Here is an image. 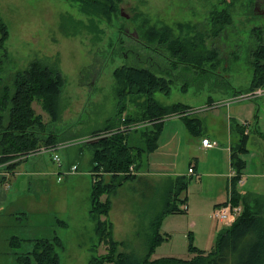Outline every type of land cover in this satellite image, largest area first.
Here are the masks:
<instances>
[{
  "label": "rangeland",
  "instance_id": "rangeland-1",
  "mask_svg": "<svg viewBox=\"0 0 264 264\" xmlns=\"http://www.w3.org/2000/svg\"><path fill=\"white\" fill-rule=\"evenodd\" d=\"M119 7L120 12L123 11L128 17L119 13L108 22L102 16L84 14L77 4L68 0H0V17L8 28V38L0 49V96L5 86L12 91L15 72L25 69L32 60H40L51 68H57L66 79L56 106V120L37 100L32 103L46 126L43 136L52 131L59 135L55 143L48 146L41 144L21 161L29 170H39L24 172L11 179L12 184L7 192L8 205L15 208L21 204L25 212L12 214L8 223L9 231H3L10 236L19 231L25 233L27 227L22 224L27 223L31 227V223H36L35 229L28 234L34 235L33 238H51L56 233L63 243V247L58 248L60 264H88L93 256L107 254L109 248L107 243L99 241L94 231L96 221L89 214L91 184H94L92 181L100 173L92 170L93 142L117 132L126 134L131 154L136 156L139 150L142 151L139 156L143 158L142 170H146V156L142 154L147 148L144 132L151 120L140 118L141 114L136 112V104L140 103L132 101L135 96L131 95L130 99L117 96V84L112 77L116 67L129 63L130 58L124 54V50L135 42L139 24L147 19L149 24L156 27L168 25L173 34L181 38L195 35L194 29L210 35V19L214 12L227 7L232 24L215 41L220 57L222 54L224 58L219 67L210 69L211 72L200 74L199 68L186 67L181 63L175 67L163 47L156 46L159 52L141 47L139 43L134 47L139 55L145 52L153 56L151 67L157 75L172 79L170 94L155 92L156 99L164 104L181 102L190 105L193 109L177 113L182 116L196 114L203 119L204 124H212L218 131H222L220 120H226L225 111L219 118L216 112H220L221 106L214 108L216 111L200 107L209 98L216 101L229 96L236 89L245 90L252 76L247 55L258 44L257 30L253 31V28H261L264 37V0H123ZM91 18L99 27L96 33L87 28ZM178 23H188L193 28L184 26L180 29ZM121 26L125 33L121 31ZM205 44L210 48L212 40L207 39ZM188 68L191 71H187ZM185 84L184 91L181 88ZM262 91L263 88H257L254 92L259 94ZM255 93L246 92L242 96L252 95L251 98H256H246L231 105L239 106L240 114L236 121L241 120V123L247 119L251 121L250 128L260 129L264 128V93L254 96ZM252 104L256 113L252 110ZM131 112H135L136 120L126 123L125 116ZM229 113L235 116L232 111ZM205 130L208 132V129ZM179 135L182 138L172 149V159H166L164 163L173 164L175 171L183 173L187 172L190 159L186 155L192 150L189 138H195L196 135L188 133L182 123ZM252 136L258 139L257 135ZM49 147H55L60 165L51 159L52 152H37ZM249 148L252 150L251 156H248L252 160L250 169H253L256 158H262V150L257 142H252ZM72 164H76L77 168L67 172ZM161 173H143L140 176V170H136L133 165H129L125 171L116 172L115 178L112 177L113 172H103V182H111L114 189L100 195L102 202H109V208L105 215L98 214L97 218L111 223L116 252H133L140 261L147 258L155 219L166 208L167 201L175 200V192L181 185L174 175ZM58 175L61 176L59 180ZM197 179L195 175H187L188 191L181 192L179 196L197 199L211 192L208 187L198 194ZM15 192L17 196L12 195ZM251 198L262 206V200L253 195ZM176 203L179 207L182 204L179 200ZM214 218L209 200L202 201L198 209L191 200V209L187 213H168L158 227V231L168 238L155 248L149 259L167 256L191 258L187 250L188 232L195 231L196 240L201 246L209 244L206 239ZM58 219L67 224L60 225ZM222 226L218 223L212 243ZM202 229H206V235ZM2 249L6 250L4 239H0V251ZM8 259L6 261V255L3 254L0 264H19L14 255Z\"/></svg>",
  "mask_w": 264,
  "mask_h": 264
},
{
  "label": "trees",
  "instance_id": "trees-1",
  "mask_svg": "<svg viewBox=\"0 0 264 264\" xmlns=\"http://www.w3.org/2000/svg\"><path fill=\"white\" fill-rule=\"evenodd\" d=\"M77 4L79 10L84 14L91 16H102L108 22L112 17L120 13V4L123 0H68ZM91 23L88 29L92 33L99 31V27L90 19ZM210 35L201 30H195V35H185L184 37L175 36L172 28L168 25L156 27L149 24L147 19L139 24L138 33L135 35V42L129 44L124 50V54L130 58L128 64L116 67L112 72L115 80L116 94L121 99L126 96L132 99L141 114L140 118H147L153 122V128L146 130L147 136V154L153 152L157 147L159 134L162 130L163 121L161 118L168 115L188 110L190 106L175 102L169 105L160 103L154 97L155 92H161L169 95L171 92L172 79L164 75H157L151 67L153 56L141 52L139 55L135 50V44L139 43L141 47L152 48V51H160V47L167 50L171 58V63L175 67L179 63L186 67L199 68L201 73L211 72V68H217L223 61V55L220 57V50L216 45V39L224 34L227 27L232 24L231 15L227 7L214 12L210 19ZM194 25V24H192ZM184 26L191 27L188 23H178L182 29ZM121 31L122 26L120 27ZM258 36V44L253 47L247 55V64L252 71L251 80L244 91L252 92L257 88L264 87V37L261 28L254 27L253 31ZM8 38V28L6 23L0 17V49L3 48L5 40ZM134 39V38H133ZM207 39L212 40L210 48L204 45ZM156 46H159L156 47ZM140 53V52H139ZM234 60L236 57L233 58ZM187 71H191L190 68ZM66 79L60 70L51 68L43 64L40 60H32L22 71H16L13 76L12 86L4 87V92L0 96V161L5 163L8 170L13 169L21 161L26 159V155L31 150H35L40 145H52L57 141L59 133L51 132L43 136L46 126L42 116L37 114L32 107V102L37 100L41 107L50 114L54 120L56 117V106L62 93ZM186 90V84L181 88ZM241 93L242 90L237 89ZM141 99L140 101H136ZM135 112L125 116V122L135 121ZM180 114V113H179ZM189 133H200L203 131L201 121L192 115L183 116ZM124 123V124H126ZM243 130L239 128L240 141L234 148L232 154L234 175L229 184V201L234 206H241L239 214L228 226H222L215 237L210 250L205 251L197 248L193 244L192 235L189 232L188 251L193 255L189 259L179 257H160L149 259L151 253L168 237L158 231L162 218L168 213H184L186 209L180 208L176 200L184 203L186 196H179L187 188V177L180 175L176 180L181 181V185L176 191L175 200L167 201L166 208L157 215L154 223V235L151 237L150 245L146 253L147 258L140 261L133 252H116L115 240L112 237L111 223L97 218V215H105L109 208V202L100 200V195L104 192H111L114 185L103 182V172H113L115 178L116 172L125 171L129 165H133L136 170L142 168V156L136 153L132 155L127 143V136L122 132L114 133L110 136L99 137L93 142L92 163L94 171H100L96 175V182L92 181L90 189V216L95 219L94 231L99 241L107 243L109 248L107 254L89 259L88 264H264V214L260 205H250L249 201L243 197L238 185L241 179L240 175L245 167L244 160L239 156L247 151L246 144L248 140L247 133L244 132L245 126L241 124ZM249 128V125H248ZM250 130L259 134L264 140L263 134L257 128ZM44 137V138H43ZM26 154V155H25ZM25 155V156H24ZM134 177V175H132ZM128 176H125L127 178ZM60 225L66 223L57 220ZM9 242L11 247L20 245L16 236L11 237ZM15 241V242H13ZM63 243L57 234L49 237H36L33 240L32 248L18 255L19 264H60L58 248H62Z\"/></svg>",
  "mask_w": 264,
  "mask_h": 264
},
{
  "label": "crops",
  "instance_id": "crops-1",
  "mask_svg": "<svg viewBox=\"0 0 264 264\" xmlns=\"http://www.w3.org/2000/svg\"><path fill=\"white\" fill-rule=\"evenodd\" d=\"M254 91L252 92L255 93ZM263 91H264V87H263ZM263 91L259 92V94L255 93L254 96L262 95L264 93ZM246 92L247 91H241L242 94H245ZM241 93L237 91L236 89L232 94L220 100L215 101L209 98L206 101V104L200 107V109H204L207 111H216L214 108L221 106L220 112L219 111L216 112V115H217L216 117L221 118V116H223L224 111H225L226 120L224 122L220 120L219 122V125L222 128V131H218L215 128H213L212 124L210 125H208V123L204 124L203 119H201V117L197 116L196 114L192 115L193 117H197L201 121L203 131L198 134L193 133L196 135L195 138H192V139L189 138L192 150L186 155L187 158L190 157V159L188 160L187 172L184 171L183 173H179L174 170L175 166L173 164L171 165V163H164L166 159H172L171 158L172 149L173 147L178 145V143L181 141L180 138H182V135H179V132L181 129V123L183 127L186 129V131L188 133L190 132L186 122L184 121L182 114L174 113V114L161 118V120L163 121V126L159 134V138L157 142L158 145L153 152L143 154V156H146V170H142V168H140V173H141L140 176H143L145 173L154 174L158 171L162 172L161 174H164V172L172 174L174 175L175 178L180 175H183L186 177L187 175L189 176L195 175L198 177V179L196 180L197 184L199 185L198 194L201 193L200 191L203 188L204 189H207L208 187L211 188V192L201 195L197 199L191 198L189 196L187 197V195H185L187 199L186 202H184V204H186L187 206L186 211H185L186 213L191 209V200L195 208L197 209L201 206L202 201L209 200L210 207H212V216L214 217L213 212L215 208L219 206L220 204H224L225 202L228 201L230 179L234 174L233 173L234 172V168H233L234 159H232V154L234 152V148L238 145L240 141V134L238 130L239 128L243 130V127L241 126V124L248 123L249 128H248V125L244 124L245 125L244 132L247 133L248 135V140L246 144L247 154L242 153L244 155L242 154L239 155L244 160L246 167L245 169H243L240 175L241 179H240L238 188L241 194L243 195V197L249 201L251 206H253L254 204L259 205L251 198V195H253L259 200H262L263 203H262L261 209H262V213L264 214V140L262 139L263 137L261 138L259 134L250 130L251 121H248L247 119H244L241 123H239V121L241 120L236 121L237 117L240 114L239 106L231 105V104L239 103L240 101L246 98H249V100H252L256 97L251 98L252 95L246 98L237 97L238 95H241ZM164 105H169V104H164ZM232 107L234 108L232 109ZM189 108L193 109L191 106ZM252 110L253 111L255 110L254 104H252ZM229 111H232V113L235 114V116L233 117L232 115L230 116ZM244 121H247V122H244ZM152 128H153V122L150 121L147 123V129L150 130ZM205 129H208V132ZM257 129L264 136V128H260V129L257 128ZM252 135H257L258 139ZM203 138L215 140L216 145L212 147L202 145L201 141ZM252 142H257L259 144L260 149L262 150L261 151L262 158L258 159L257 157L255 168L250 169V164L252 163V160L248 156H251V153H252V150H250L249 148ZM149 154L151 155L148 156ZM142 163H143V158H142ZM158 166L160 167L162 166L163 169H158L160 168ZM190 166H193V174H189L190 172L188 173V168ZM169 169H171L170 172L167 171ZM35 170H39V169L29 170L26 164H21V163L16 165L13 169L8 170L6 168L5 163H2L0 161V239H4L6 241V250L2 249L0 251V257H3V254L6 255V261L9 260L8 258L12 257V255L17 257L21 253L26 252L29 249H31L33 245V240L35 239L33 238L35 237L34 235L30 236L28 234L29 232H32L33 229H35L36 223H31L30 224L31 227H29L27 223H24L22 225L27 227V231L25 233H21L18 230L19 231L18 234H15V233L11 234V236H17L19 238L20 245L18 247H11L9 245L11 236L7 235L6 232L3 231V229H7L9 231L8 223H9V219L13 217L12 214L25 212L22 210L23 208L21 204H18V207H15V208L9 207L8 205L7 192H9L11 184H12L11 179L15 175H18V174L23 175L24 172L25 173L30 172V171L33 172ZM18 181L21 184L20 178ZM188 184L189 183H187V188H186L187 191L189 188ZM12 195L17 196V192L12 193ZM37 198L38 197H36V200ZM181 207L182 206L180 205V208ZM214 219L215 221L214 222L212 221L209 226L208 237L206 241L207 242L209 241L210 243L207 245L201 246L196 240L195 231L193 232L192 230L189 231L192 235L193 244L197 248L208 251L212 247L213 245L212 238H213V235L215 234L217 225L218 223L223 225L221 221L217 220L216 218ZM64 222L67 224L66 221ZM192 224L195 225V221H193ZM202 233L206 235L207 233L206 229L204 230L202 229ZM190 255L191 257L193 256L192 254ZM167 257H174V256H167Z\"/></svg>",
  "mask_w": 264,
  "mask_h": 264
},
{
  "label": "built area",
  "instance_id": "built-area-1",
  "mask_svg": "<svg viewBox=\"0 0 264 264\" xmlns=\"http://www.w3.org/2000/svg\"><path fill=\"white\" fill-rule=\"evenodd\" d=\"M243 94H241L240 98H246L245 96H242ZM251 96V95H250ZM202 145L204 146H208V147H212L214 145H216V141L215 140H210L208 138H203L202 139ZM55 147L51 148H42L40 150H37V152H44V151H48V152H52L51 154V159H53L54 161L57 162L58 165H60V158L59 155L57 154V152H55ZM77 168L76 164H72L70 166V168L67 170V172H71L73 170H75ZM61 169V168H60ZM188 172L193 173V166H190L188 168ZM61 173V172H59ZM234 175V174H233ZM61 178L60 175L57 176V179L59 180ZM186 204L182 205L183 209H186ZM240 206H234L230 203L229 199L227 202H225L224 204H220L219 206H217L213 212L214 217L221 221L223 225H229L231 224L234 219L236 218V216L239 214L240 212Z\"/></svg>",
  "mask_w": 264,
  "mask_h": 264
},
{
  "label": "water",
  "instance_id": "water-1",
  "mask_svg": "<svg viewBox=\"0 0 264 264\" xmlns=\"http://www.w3.org/2000/svg\"><path fill=\"white\" fill-rule=\"evenodd\" d=\"M120 13H121V15L128 17V15L124 14L123 11H121Z\"/></svg>",
  "mask_w": 264,
  "mask_h": 264
}]
</instances>
